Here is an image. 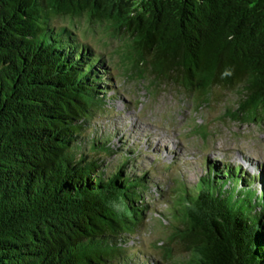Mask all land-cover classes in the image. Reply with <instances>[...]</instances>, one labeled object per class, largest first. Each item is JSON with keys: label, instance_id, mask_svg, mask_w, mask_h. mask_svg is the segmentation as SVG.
I'll return each instance as SVG.
<instances>
[{"label": "trees", "instance_id": "trees-1", "mask_svg": "<svg viewBox=\"0 0 264 264\" xmlns=\"http://www.w3.org/2000/svg\"><path fill=\"white\" fill-rule=\"evenodd\" d=\"M82 16L126 38L140 76L204 100L238 86L231 118L264 119V0H0V264H161L133 246L148 188L134 149L102 167L115 150L90 138L113 87L101 53L57 21ZM170 208L186 254L166 248L165 264H264L261 173L210 161Z\"/></svg>", "mask_w": 264, "mask_h": 264}, {"label": "rangeland", "instance_id": "rangeland-1", "mask_svg": "<svg viewBox=\"0 0 264 264\" xmlns=\"http://www.w3.org/2000/svg\"><path fill=\"white\" fill-rule=\"evenodd\" d=\"M57 21L71 25L80 40L101 53L108 68L113 89L89 126L95 130L90 138L109 137L115 150L104 154L102 167L116 166L125 150L134 149L128 169L147 173L144 225L133 246L161 264L166 262V248L172 249L174 259L182 258L186 247L172 238L175 225H181L170 208L177 194L194 187L210 161L242 165L251 174L264 175V119L231 118L240 103L238 86L215 84L204 100L179 82L156 79L149 66L143 76L132 70L122 57L126 38L109 34L106 24L89 22L86 16Z\"/></svg>", "mask_w": 264, "mask_h": 264}]
</instances>
